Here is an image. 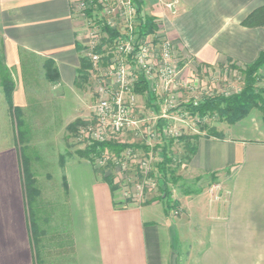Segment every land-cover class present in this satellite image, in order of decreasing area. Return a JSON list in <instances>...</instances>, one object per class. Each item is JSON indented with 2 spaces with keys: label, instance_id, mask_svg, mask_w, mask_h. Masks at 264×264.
Masks as SVG:
<instances>
[{
  "label": "crops",
  "instance_id": "0c3cea01",
  "mask_svg": "<svg viewBox=\"0 0 264 264\" xmlns=\"http://www.w3.org/2000/svg\"><path fill=\"white\" fill-rule=\"evenodd\" d=\"M140 1L142 14L155 18L185 65L244 68L264 52V24L243 25L264 0ZM85 34L74 0H0V39L15 82V107H25L24 81L37 77L33 71L40 60L46 71L47 62H54L59 79L53 84L76 86L85 51L77 45L84 47ZM252 116L228 125L223 137H199L187 165L211 184L210 197L205 191L194 194L207 200L208 244L201 264H264V120L261 127ZM17 141L16 123L0 86V264H35ZM97 167L86 158L64 164L68 191L56 218L60 224L50 225L41 240L47 264H166L161 227L167 230V223L160 219L168 215L163 201L129 204L112 193ZM156 205L163 209L159 222L147 218ZM64 213L73 252L70 239H52ZM41 217L42 224L51 220L45 221L43 212ZM60 244L68 246L66 253Z\"/></svg>",
  "mask_w": 264,
  "mask_h": 264
},
{
  "label": "rangeland",
  "instance_id": "374dc122",
  "mask_svg": "<svg viewBox=\"0 0 264 264\" xmlns=\"http://www.w3.org/2000/svg\"><path fill=\"white\" fill-rule=\"evenodd\" d=\"M81 1L85 0H74V3L77 6ZM120 1L97 0L91 8L79 12L86 29L84 50L87 48L86 43L91 40L90 21L97 22L108 17L119 20L116 13ZM87 10L92 14H87ZM98 41H100L99 37ZM101 48L103 57L110 53L109 44L105 43ZM83 54L86 56L85 51ZM177 58L180 69L168 88H163L165 85L160 84L157 79L146 81L148 92L155 96V106L148 104L146 93L136 92L137 104L133 117L138 120L137 129L115 137L116 141L136 145L134 159L130 163L132 168L126 172L127 178L112 166L97 167L96 171L101 176L103 173L112 176L113 182L118 185L117 194L129 204H146L151 199L162 196V179L157 172L156 164L162 158L163 145L169 140H174L168 147L175 159L173 167L176 166V174L181 178L176 185L169 183L168 186L172 200L179 199L180 207L172 208L169 215L163 217L161 205H156L151 208L147 218L167 223V230L161 227L166 264H201L202 254L208 244L207 200L206 198L201 200L194 194V197L186 198L184 191L186 189L200 190L201 193L205 191L210 197L211 184L208 183L209 178L198 179L187 167L190 152L186 141L194 146L196 145L194 136H206L212 128L218 133H223L221 131L230 124L220 121L217 113L209 114L200 120L186 112L184 105L192 100L201 101L207 95L230 96L239 93L244 86V75L238 68L230 65L199 68L191 64L185 65L179 55ZM103 62L102 58L101 66L104 67ZM35 64L34 62L33 68L36 67ZM38 66L36 71H33L37 77L33 81H24L27 103L22 111L26 126L23 128V138L20 137L19 148L23 149L25 181L28 174H31L38 187V201L42 207L43 217L51 218L46 223L49 230L50 225L54 227L60 224L56 218L65 205L63 160L64 164L67 161L80 160L77 151L86 148L84 142L79 141L76 133L90 123H94L93 107L97 100V81H94L95 77L91 75L87 81L80 79L75 87L59 86L45 78L47 71L43 60H40ZM256 86L264 88V69L259 72ZM181 111L184 114H181ZM250 114H253L252 117H256L259 125L263 127L260 121L262 113L253 109ZM149 127L157 131L155 136L147 134ZM183 136L190 138L183 141L180 139ZM150 155L153 157V163L151 169L145 173L138 160ZM90 161L95 164L94 159ZM54 218L56 221H53Z\"/></svg>",
  "mask_w": 264,
  "mask_h": 264
},
{
  "label": "trees",
  "instance_id": "16d2710c",
  "mask_svg": "<svg viewBox=\"0 0 264 264\" xmlns=\"http://www.w3.org/2000/svg\"><path fill=\"white\" fill-rule=\"evenodd\" d=\"M91 3H96L97 0H89ZM137 8L138 14L141 19L139 33L143 35H151L155 34L158 29V23L154 17L143 15L142 9L143 4L140 0H132ZM99 6V5H98ZM91 8V7H90ZM87 14L91 15L92 12L87 10ZM105 20L100 19L97 21L98 23L102 24V31L107 35L106 37L102 38V42L109 44L111 47L115 38L119 35V31L117 29H112L110 26L104 22ZM264 24V6L256 9L252 12L244 21L243 25L248 27H255ZM105 42V43H104ZM77 49L79 51L83 50L81 45H77ZM98 53L102 54L103 49L100 47L96 50ZM111 53L105 55L103 58V64L107 65ZM238 68L242 74L244 75V86L239 93L232 94L230 96L225 95H207L203 97V100L198 101L195 104V100H192L188 104L184 105V109L192 116H198L200 120H203L207 115L217 113L220 116V121L227 122L228 124H235L238 121L246 118L253 109H257L262 113V119L264 120V88H257V82L259 81V72L261 69H264V52H262L257 60L252 64L245 66L244 68ZM93 64L90 59L83 55L81 57V65L78 70V79H82L84 81L89 80L92 75ZM47 78L50 82L55 83L59 79V73L57 68L54 66V62L49 60L47 62ZM78 84V80L76 81ZM0 86L3 87L7 102L10 106L13 118L16 122L17 127V144L19 148L20 137L21 139L24 136V127L26 126L25 119L23 117V111L19 108L15 107L13 104V92L15 89V82L11 75L10 69L6 64V58L4 53V45L2 40L0 39ZM136 92L139 94H147V101L148 104L151 106L154 105V94L148 92V85L146 84V79L141 76L139 83L136 88ZM91 122V121H90ZM92 124V123H90ZM89 124V125H90ZM88 126V125H87ZM86 126V127H87ZM85 128V127H83ZM80 132V131H79ZM79 132L76 133V136L79 137ZM209 136H216V137H223L222 133H218V131L214 128L210 129L208 134ZM190 137H181L180 139L186 141ZM196 142L199 139V136L193 137ZM116 138H112L110 140H106L103 142H94L93 144H85L86 148L77 151V154L81 158L86 159H94L97 156H101L103 154H107L109 156V162L106 167L112 166L114 168V164H112V158L114 157H124V153L127 149H131L134 154V149L136 145L119 142L115 140ZM80 141V140H79ZM83 142V141H80ZM174 140H169L166 144L162 147V158L158 163L157 172L160 173L162 179L161 183V190L162 196L153 198L149 201L154 202L156 200H162L164 203V211L166 215H169V212L172 208H179L180 202L179 200H172L171 198V190L168 186L169 183L177 184L179 179L181 178L179 175L176 174V166L174 165V157L170 152V148L168 147L169 144L173 143ZM186 146L189 148L190 156L188 160L190 161L191 156L195 154L197 148L196 145H189V142L186 141ZM22 151L23 149L20 147L19 152L21 156V166L23 167L22 161ZM64 167V160L62 163ZM103 180L108 183L112 193L114 194L117 191V184L113 182V178L110 175L103 173ZM23 186H24V193H25V201L27 205V212H28V221H29V228L31 232V238L33 240V252H34V260L35 264H47V259L45 253L43 254V250L45 246L42 245L41 240L47 234V228L45 222L42 224L44 220L41 217L42 214V207L39 204V191L38 187L35 184L34 179L32 178L31 174H28L27 181L23 176ZM63 186L64 190L68 191V184L65 175H63ZM201 191H191L190 189H186L184 191L185 195H192V194H199ZM50 217H48L49 219ZM62 223L60 227H56L54 233L52 235V239H68L71 240L69 251L73 252L74 243L72 239V234L69 232L68 229V215H63L61 218ZM45 221H48L45 219ZM62 243V242H61ZM66 243V242H65ZM59 246V245H58ZM67 245L60 244V248L63 253H66ZM64 248V249H63ZM48 254V253H47ZM50 254V253H49ZM48 254V255H49Z\"/></svg>",
  "mask_w": 264,
  "mask_h": 264
},
{
  "label": "built area",
  "instance_id": "2783aa9c",
  "mask_svg": "<svg viewBox=\"0 0 264 264\" xmlns=\"http://www.w3.org/2000/svg\"><path fill=\"white\" fill-rule=\"evenodd\" d=\"M90 7L91 1L85 0L77 3L76 9L81 12ZM116 15L119 20L108 17L104 21L110 28L119 31L109 50L112 54L110 62L104 67L101 66L103 55L96 50L104 46L102 38L107 35L102 31L101 23L90 21L91 40L85 45V53L93 64L91 72L94 81H97V100L93 107L94 123L82 128L79 133L78 138L84 144L103 142L137 129L138 120L134 119L133 113L137 104L136 84L139 78L143 76L146 81L157 79L165 85L163 88H168L180 69L175 45L163 31L158 29L151 35L139 33L141 19L132 0H121ZM198 101L195 100V104ZM181 114L184 112L181 111ZM156 133L155 129L149 127V136H155ZM133 155L132 150L127 149L124 157L112 158V164L124 178H127L126 172L132 168L130 163L134 159ZM94 160L98 167H106L109 156L103 154ZM138 162L147 173L151 169L153 157L150 155Z\"/></svg>",
  "mask_w": 264,
  "mask_h": 264
}]
</instances>
